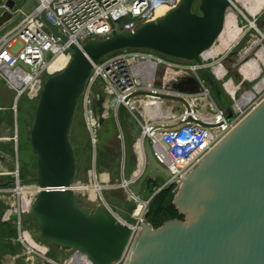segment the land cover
<instances>
[{"label": "water", "instance_id": "95a60500", "mask_svg": "<svg viewBox=\"0 0 264 264\" xmlns=\"http://www.w3.org/2000/svg\"><path fill=\"white\" fill-rule=\"evenodd\" d=\"M234 2L237 0H182L178 8L135 32H114L106 40H93L82 47L71 45L72 61L63 72L49 77L40 92L30 136L37 156L33 182L42 189L33 211L46 244L73 250L90 264H116L129 246L133 227H139L141 232L127 264H264V102L181 180L173 205L183 220H171L155 229L134 218L136 199L143 196L145 185L153 189L156 180L168 182L171 174L157 162L146 139L144 168L136 181L137 174L132 170L135 145L124 106L119 109L118 124L125 150L122 188L132 195L128 211L111 212L105 207L90 212L79 204L78 193L72 189L78 171L70 141L76 109L94 65L112 54L145 50L196 63L226 109L227 120L234 118L233 108L205 64V54L223 34ZM196 3L198 12L194 10ZM14 4L13 0L7 3L11 9ZM32 6L38 7V0H31L16 19L5 12L0 17V38ZM41 20L56 38L68 42L45 12ZM176 88L195 93L198 82L190 78ZM109 100V93H98L94 110L100 116V127L110 114Z\"/></svg>", "mask_w": 264, "mask_h": 264}, {"label": "built area", "instance_id": "2783aa9c", "mask_svg": "<svg viewBox=\"0 0 264 264\" xmlns=\"http://www.w3.org/2000/svg\"><path fill=\"white\" fill-rule=\"evenodd\" d=\"M13 1L15 4L11 9L7 5L9 0H1L0 17L9 12L16 19L24 13L31 0H24L22 5H19L17 0ZM181 1L38 0L39 6H32L21 21L0 38V80L15 93V114H18L17 105L23 96L40 93L49 77L67 68L72 61L71 45L82 47L93 40H106L111 38L114 32H135L140 27L158 20L162 9H165L167 14L178 8ZM236 3H231L228 14L237 9ZM43 12L58 31L67 37L68 42L56 38L49 31L41 20ZM243 18L250 23L248 18L245 16ZM244 58L249 59L248 56ZM205 64L212 70L217 80L224 81L226 71L224 70L223 75L216 72V69L222 66L221 61L215 58L206 61ZM200 68L196 63L171 59L145 50L121 51L94 65L92 76L81 99L85 104L86 124L93 139L94 134L101 128L100 116L94 110L98 93L101 91L109 93L110 114L115 116L117 122L120 107H125L126 114L133 117L141 127L138 147L142 158L145 160L144 142L149 139L157 162L171 174L169 181L164 182L159 190L173 185L171 189L176 194L182 185L181 180H185L264 102V89L256 94L254 88V92L245 91L239 96L241 86L247 80L244 76L234 92L228 89L235 87L229 81L223 88L232 102L231 107L235 115L232 120H227L226 109L221 105V108L219 107ZM190 78L198 82V92L187 93L176 88ZM251 92L255 93L253 100L239 109L238 103ZM160 95L174 99H164L159 97ZM181 99L185 100V103ZM167 109L171 111L169 114H158L155 117L146 115L149 110L161 113ZM197 122L204 123L206 127ZM18 133L16 124L14 138L16 144ZM8 141L9 139H0V143ZM8 164L7 156L0 155L2 223L16 228L18 244L24 248L26 255L44 259L48 264H60L48 258L46 249L32 246L26 240L27 232L23 231L22 217L33 211L42 189L35 182L23 181L18 164L12 171L7 167ZM139 176L136 175V181ZM81 185L84 184L74 183L72 189L79 193L78 188ZM155 189L156 187L149 190L154 192ZM157 194L153 193L149 198L141 196L136 199L134 218L146 222L151 203ZM101 201L104 202L102 197ZM105 206L113 212L108 205ZM133 232L126 252L116 264L128 263L141 229L133 227ZM75 260L90 264L77 252L65 264H71Z\"/></svg>", "mask_w": 264, "mask_h": 264}, {"label": "rangeland", "instance_id": "374dc122", "mask_svg": "<svg viewBox=\"0 0 264 264\" xmlns=\"http://www.w3.org/2000/svg\"><path fill=\"white\" fill-rule=\"evenodd\" d=\"M237 1L243 3L247 0ZM17 2L19 5H22L24 0H17ZM236 7L237 9H234L233 12H237L239 14L238 25L240 30H243L241 34L244 32H246V34L230 52L224 55L220 54L219 57L216 58V60L221 61V65L224 67L227 76L222 82L216 78L215 79L230 105H232V102L228 98L223 85L231 81L234 86H238L243 80L242 68L250 61H257L259 59L258 54L264 46V9L262 11V3L258 4L253 2L251 9L247 11L244 10L239 3H236ZM194 10L196 12L199 11L198 3L195 4ZM239 11L243 16L249 19L250 23H248L241 16ZM252 21L255 22L257 29L261 32V34H263V36L258 34L259 32L251 26ZM250 27H252V29ZM257 42H260V45L254 48L248 55L249 59L241 62L240 57L245 52L247 53V51L253 48ZM206 57L209 58V56ZM262 63L264 64V62L262 61L260 63V77L254 81L244 79L245 81L241 86L239 96L245 91H252L257 84L264 81V68H262ZM159 81L160 80H158V82ZM182 81H184V79ZM39 95L40 93L26 94L23 96L17 105L18 114H15V93L9 91L5 83L0 80V107L5 108L2 111L0 110V114H3L2 116L0 115V118L4 117L5 126L10 129L8 131L6 129L7 132H5L6 135H10L9 141L6 143H0V155L7 156L9 159L7 167L10 171L16 169L18 164L24 182H33L37 177V156L32 150L30 136L39 105ZM214 98L220 107V103L215 95ZM147 113L155 114L154 112H150V110ZM85 117V104L83 100H80L70 130V141L76 154L78 168L74 183L80 182V180L84 182V185H81L78 188V191L81 192L77 195L78 202L84 209L93 212L98 208L105 209V205L101 201L102 197L113 212H127L130 206V195H128L126 190L122 188V172L125 150L119 124L115 119V116L113 114H109L104 124L101 128H99L97 136H94V140L87 127ZM126 121L130 128L132 142L135 145L132 170L136 175L143 165L141 152L138 147V140L141 136V127L133 117L128 116L127 114ZM16 124L19 132L17 144L14 141ZM95 172L100 183L102 175L109 174L111 177L110 185L112 187L103 190V195L98 194L97 196H93L90 191H86V185L90 186L94 183L93 175ZM163 183L164 181H160V184ZM144 188L143 197L149 198L152 194V191L149 190V184H146ZM160 188L161 186H157L153 193H156ZM22 221L23 231L27 232L30 236V243L33 242V244H35V246L39 249H46L48 251L49 259H52L60 264H65L69 262V259L72 256H74L75 251L73 250L62 249L57 246L48 245L44 242L34 215V211L25 214L22 217ZM21 249L24 250L23 247L18 244V231L12 225L2 223L0 215V257L2 258L4 256L16 255L21 252ZM26 258L29 262L34 261V263L37 262V264H41V262L43 264H48L44 259H40L36 256L26 255Z\"/></svg>", "mask_w": 264, "mask_h": 264}, {"label": "flooded vegetation", "instance_id": "af4514ba", "mask_svg": "<svg viewBox=\"0 0 264 264\" xmlns=\"http://www.w3.org/2000/svg\"><path fill=\"white\" fill-rule=\"evenodd\" d=\"M253 2H256L258 4L262 3V7L261 8H262V11H263V9H264V0H247L246 2L241 3V6H242V8L244 10L247 11V10L251 9V5H253ZM230 13H234V19L236 18L238 20L239 14L237 12H236L237 14L235 12H233V11H231ZM228 17H229V15H228ZM235 26H236L235 27L236 33H238L239 36L236 35V37L234 38L235 34L233 32H231L230 34H228L227 38L222 39V40L220 39L219 43L211 51H209L208 53L205 54V61L213 60V59L219 57L220 54L224 55V54L230 52L235 47V45L244 37L246 32L241 34L243 32V30L242 31L241 30L238 31V28H239V27H237V26H239L238 23ZM250 28L252 29V27H250ZM258 45H260V42H258V44H256V46H258ZM254 47L255 46H253V48ZM252 49L247 51V53H246L247 56L251 53ZM217 50H218V52H217ZM206 56H209V58H207ZM258 56H261V58H259L257 61L248 62V64H251V66H253V70H249V72H245V74H247V76H249V78H251V72H253V74H255V76H257V78H255V80L258 79L260 77V75H261V67H260L261 64L260 63L262 61L264 62V46H263L262 50L259 52ZM257 70H259V74H257ZM216 72H217L218 75L221 74V72H223V74H224L225 73L224 72V67L220 66L218 69H216ZM223 74H221V75H223ZM242 74H243V68H242ZM251 80H253V78H251ZM256 86H257V88L255 89L256 90L255 93L257 94V93H260L264 89V81L262 83L257 84ZM233 88L236 89L237 87L235 86ZM255 93L251 92L249 95L245 96L238 103V108L242 109V106H244L245 103L252 101L253 98L255 97ZM160 181H162V180H156L153 183L154 186L155 187L162 186L163 184H160Z\"/></svg>", "mask_w": 264, "mask_h": 264}, {"label": "trees", "instance_id": "16d2710c", "mask_svg": "<svg viewBox=\"0 0 264 264\" xmlns=\"http://www.w3.org/2000/svg\"><path fill=\"white\" fill-rule=\"evenodd\" d=\"M229 17H227V28L225 34L221 37L222 39L227 38L228 34L233 32L234 38L238 33H236L235 25H237L238 20L234 19V13L229 12ZM239 27V26H237ZM240 27L238 28V31ZM173 189L163 190L158 193L153 199L150 207V212L147 215V222L151 224L155 229L162 227L166 222L179 219L183 220L184 216L181 215L173 205V200L175 193ZM153 194V192H152Z\"/></svg>", "mask_w": 264, "mask_h": 264}, {"label": "bare ground", "instance_id": "6f19581e", "mask_svg": "<svg viewBox=\"0 0 264 264\" xmlns=\"http://www.w3.org/2000/svg\"><path fill=\"white\" fill-rule=\"evenodd\" d=\"M239 13L241 14V12L239 11ZM166 15V10L165 9H162L161 11H160V13H159V19L160 18H162V17H164ZM241 16L243 17V15L241 14ZM228 17V16H227ZM227 24H228V22L226 21V28H227ZM251 26L254 28V29H256L260 34H261V32L257 29V26H256V24H255V22H251ZM226 28H225V31H226ZM225 31H224V33H225ZM224 33H223V35H224ZM222 35V36H223ZM262 36H263V34H261ZM237 36H239V34H237ZM221 39V38H220ZM211 51V50H210ZM259 58H261V56H259ZM249 70H253V66H251V64H247V65H245L244 67H243V76L246 78V79H249V80H251V78H253V80H255V78H257V76H255V74H253V72H251V78H249V76H247V74H245V72H249ZM221 74H223V72H221ZM257 74H259V70H257ZM255 88H257V86H255ZM228 89L230 90V91H232V92H234L235 91V88H233V86L232 87H228ZM248 103V102H247ZM247 103H245V105L247 104ZM164 112V113H163ZM169 112H171L169 109H167V110H165V111H162L161 113H159V112H157V113H155V116H157L158 114H169ZM147 116L148 117H155V116H153L152 114H147ZM96 135L97 134H94V136L96 137ZM142 163H143V165H142V167L140 168V171L138 172V174L137 175H140L141 173H142V171H143V168H144V159L142 158ZM93 179H94V183H92V185H86V191H90L91 193H92V195L93 196H97L98 194H102V192H103V190H106V189H108V188H111L112 186L110 185V181H111V179H108V177H107V184L106 183H102V181H101V183L99 182V179H98V176L96 175V172L94 173V175H93ZM100 180H102L101 178H100ZM102 184H104V185H102ZM79 193H81V192H79ZM78 193V194H79ZM103 195V194H102ZM103 204L104 205H107V203L104 201L103 202ZM106 207V206H105ZM26 240L28 241V243H30V236L26 233ZM32 246H35V244H33V242H31L30 243ZM80 262V264H84V262H82L81 260H75L73 263H71V264H78Z\"/></svg>", "mask_w": 264, "mask_h": 264}, {"label": "crops", "instance_id": "0c3cea01", "mask_svg": "<svg viewBox=\"0 0 264 264\" xmlns=\"http://www.w3.org/2000/svg\"><path fill=\"white\" fill-rule=\"evenodd\" d=\"M237 3H239V4H241L242 2H240V1H237ZM258 43V42H257ZM256 43V44H257ZM256 44L254 45L255 47L254 48H256ZM253 48V49H254ZM252 49V48H251ZM253 49L251 50V52L253 51ZM247 56V54H246V52L240 57V61L242 60V58H244V57H246ZM9 90V89H8ZM10 91V90H9ZM5 108H1L0 107V110L2 111V110H4ZM153 113V112H152ZM1 116L3 115V114H0ZM147 115V114H146ZM153 116H155V114H152ZM6 129H7V131L8 130H10L8 127H6L5 126V119H4V117H1L0 118V139H9V136L10 135H6V133L5 132H7L6 131ZM95 140V139H94ZM107 177H108V179H111V177H110V175L109 174H107V175H102L101 176V179L102 180H100V181H102V183H106L107 182ZM83 181L82 180H80V182L79 183H81V184H84V182L82 183ZM111 182V181H110ZM107 184V183H106ZM24 249V248H23ZM25 250H22L21 249V252H19L18 254H16V255H10V256H4V257H0V263H2V264H37V262H35L34 263V261L33 262H29V260L26 258V254H25V252H24ZM73 258V256L69 259V261L71 260ZM41 259V258H40ZM41 264H43L42 262H41ZM77 264V263H76ZM78 264H80V262L78 263Z\"/></svg>", "mask_w": 264, "mask_h": 264}]
</instances>
